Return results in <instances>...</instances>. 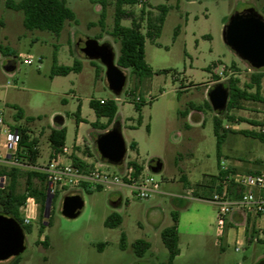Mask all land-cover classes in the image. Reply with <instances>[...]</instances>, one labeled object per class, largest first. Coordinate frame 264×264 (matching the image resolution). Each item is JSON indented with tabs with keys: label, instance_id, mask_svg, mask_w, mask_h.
<instances>
[{
	"label": "rangeland",
	"instance_id": "374dc122",
	"mask_svg": "<svg viewBox=\"0 0 264 264\" xmlns=\"http://www.w3.org/2000/svg\"><path fill=\"white\" fill-rule=\"evenodd\" d=\"M67 1L78 22L67 21L59 36L50 31L27 30L23 11L1 4L0 99L7 105L5 126L13 131L28 126L30 134L38 139V168L50 159L49 134L56 118L61 116L67 129L65 146L71 150L79 145L89 148L104 167L118 172L122 167L101 159L95 140L119 122L127 147L124 164L135 161L142 165L143 174H151L160 183L161 193L141 199L131 188L120 185L91 193L79 187H55L48 224L41 233L37 204L32 232H25L26 250L19 256V264H161L170 255L161 233L174 224L175 213L179 218L181 253L174 264H257L264 257V242L237 244L238 227L231 231L225 227L224 235L219 237V207L209 200L194 198V191L206 175L219 172L216 116L223 119V127L229 130L222 144L221 161L229 168L240 164L239 173L264 172V102L243 101L241 109L227 108L218 115L208 95L217 83L229 87L230 80L238 78L239 86L245 87L250 82L255 69L225 43L223 31L236 12L254 7L264 16V0H143L145 6L127 7L138 19L143 17L140 23L146 37V62L155 72H169L140 77L132 68H122L127 82L119 95L108 86L105 66L98 60H88L80 49L88 38L110 43L117 63L121 43L111 35L115 23L113 3L107 7L103 29L99 24L102 6L98 0ZM160 5L168 8L161 33L149 36L147 18L159 15ZM122 24L131 26L132 21L125 19ZM6 48L14 54L8 55ZM28 57L33 60L31 64L25 62ZM55 57L61 66L80 61L82 69L52 77ZM12 60L16 67L7 71ZM136 96L145 101L140 112L133 99ZM91 100L116 101L118 112L107 130L102 126L108 118L96 115ZM190 103L200 108L202 123L191 119L188 122L182 114ZM14 106L23 109L22 120L15 118ZM79 106L82 120L78 122ZM97 121L96 127L93 123ZM133 142L137 144L135 149L131 148ZM157 160L162 161V170L151 171L149 166ZM21 168L29 169L24 165ZM25 188L26 180L20 177L17 190L23 193ZM70 194H78L84 200L81 214L74 219L63 214L64 198ZM119 200L120 205L114 206L112 202ZM113 213L121 216V224L106 226L105 221ZM122 233L126 234L125 250L120 246ZM138 239L151 243L143 257L134 249ZM101 243L103 251L98 248Z\"/></svg>",
	"mask_w": 264,
	"mask_h": 264
},
{
	"label": "trees",
	"instance_id": "16d2710c",
	"mask_svg": "<svg viewBox=\"0 0 264 264\" xmlns=\"http://www.w3.org/2000/svg\"><path fill=\"white\" fill-rule=\"evenodd\" d=\"M102 6L101 19L99 24L104 29L106 10L111 3L114 5V16L115 23L111 35L121 43L120 55L118 57L117 63L121 68H132L133 72L140 77H150L155 73H168V70L157 71L146 62L145 54V43L146 37L141 30L140 21L135 12L127 9V7L144 5L143 0H98ZM4 4L6 8L23 11L24 19L23 24L27 30H41L50 31L55 35L59 36L63 31L67 21H73L77 23V17L72 8L68 5L67 0H0L1 4ZM160 14L153 17L149 16L147 18L148 30L147 35H159L161 33L162 26L164 24L166 15L168 13V8L165 5H160ZM144 8L142 9V14H144ZM125 19H131V26H125L122 21ZM0 24L3 25V21L0 18ZM0 49L3 50L2 46ZM8 55H13L14 51L6 48L4 51ZM11 64L15 65L12 60ZM16 66V65H15ZM233 67H236L234 64ZM82 65L80 61H75L71 66H61L57 64V59L55 57V62L52 67V77L54 76H67L72 72H80ZM99 75V74H98ZM219 78L216 79L218 81ZM264 80V69L255 70L251 75L250 82L245 85V87L239 86V79H231L229 83L230 98L228 102V109L242 108L243 101H255L264 102V97L262 95V83ZM254 89V91H252ZM134 99V98H133ZM135 101V100H134ZM136 102V101H135ZM145 101L142 99L140 102H136V110L141 111L142 106ZM91 108L95 111L98 117L108 118V123L103 125L102 128L107 130L109 126L114 122L115 116L118 112V105L115 100H104V103L98 100L90 101ZM16 109L15 118L17 120H22L25 117L23 109L18 106H14ZM200 108L194 103H190L188 110L184 111L182 114L187 116L190 110ZM81 107L79 106L77 110V121H81ZM234 120V117H229ZM34 118H28V120H33ZM142 118L139 117V123H141ZM242 121H244L242 119ZM252 124H256V121H250ZM94 126H98V121L93 123ZM57 128H52L49 134V142L51 145V154L61 152L63 147H65V141L67 136V129L64 126V120L61 116L56 118ZM18 129L21 134V141L18 147V159L25 165L37 166V161L40 157V149L38 147V139L30 134V129L28 126H22ZM229 131L223 127V119L219 116L214 118V132L217 137V153L219 158V172L216 175H206L205 179L198 184V188L194 191V196L196 198L209 200L212 199V194L214 190H222V182L226 179L227 175L238 173L237 169L232 167L228 170H223L221 166L222 154V144L224 142L226 132ZM247 135H255L250 131H242ZM264 138V137H263ZM137 144L133 142L131 148L135 149ZM75 163H81L80 159L76 156L73 157ZM129 165H133L136 169L141 172L143 171L142 165L135 161H129ZM6 174L8 176V183L3 188L0 189V214L13 218L19 222L24 228L26 233L32 232V223L26 224L21 212V207L26 203L29 197H34L36 202L39 204V219L41 224V233L43 232L45 225V207L48 198L49 185L45 181V176L43 173L36 169H28L24 171L21 167H0V175ZM20 177H24L26 180V188L23 193H19L18 182ZM185 182L188 180L185 176L182 177ZM39 181V184L35 181ZM189 184V183H188ZM102 187H98L96 190H101ZM230 189L232 191V198L238 199L240 197L239 190L231 184ZM89 193L93 192L87 190ZM54 202V197L52 198V204ZM174 224L168 228H165L162 233V240L165 246L169 250V259L167 262L161 264H174V260L180 255L181 250L179 248V232H178V213L173 216ZM122 222L121 216L119 214L113 213L105 221V225L109 227H115L120 225ZM258 242H264L259 241ZM47 244V238L44 240ZM121 248L126 249V234L121 235ZM100 251H103L104 244L98 245ZM151 248V243L143 239H138L134 243V249L139 257H143L145 253ZM20 257L14 260L10 264H19Z\"/></svg>",
	"mask_w": 264,
	"mask_h": 264
},
{
	"label": "built area",
	"instance_id": "2783aa9c",
	"mask_svg": "<svg viewBox=\"0 0 264 264\" xmlns=\"http://www.w3.org/2000/svg\"><path fill=\"white\" fill-rule=\"evenodd\" d=\"M25 62L31 64L33 60L28 57ZM134 100L140 102L142 98L136 96ZM101 102L104 103V100ZM6 106V103L0 99V167L10 168L24 165L29 169H35L36 167L25 165L18 159L17 152L21 134L18 129L13 131L11 127L5 126ZM74 156L79 158L81 163H75ZM221 166L225 171L229 169L223 160ZM119 167H122V170L112 172L101 164L98 155H93L87 148L82 147L79 150L75 147L71 150L65 146L61 152L53 154L46 164L36 169L45 176V181L53 195L55 187L59 189L79 187L93 191L98 187L104 188L110 185L129 187L141 199L161 193L160 183L151 174H143L142 171L139 172L135 166L129 164L123 163ZM7 183L8 176L0 175V189H3ZM231 184L239 190L238 199L232 198ZM211 202L219 207L217 221L219 237L224 235L227 219L236 209H241L247 219L250 215L264 216V172L227 175L222 182V190H214ZM37 204L34 197H29L21 207L26 224L32 223L36 218ZM260 238L264 239L263 233L257 237V240ZM236 249L238 250V247Z\"/></svg>",
	"mask_w": 264,
	"mask_h": 264
},
{
	"label": "water",
	"instance_id": "95a60500",
	"mask_svg": "<svg viewBox=\"0 0 264 264\" xmlns=\"http://www.w3.org/2000/svg\"><path fill=\"white\" fill-rule=\"evenodd\" d=\"M225 43L253 69H264V16L254 7L234 13L223 31ZM81 52L88 60H98L106 68V80L110 90L119 95L127 82L125 71L116 63V54L110 43H99L97 39L88 38L81 46ZM15 65L9 63L7 71H13ZM209 100L218 115L228 108L230 89L223 83H217L210 89ZM97 151L103 161L120 166L125 162L127 147L122 135L121 125L115 122L110 130L98 135L95 140ZM163 168L161 160L149 166L154 172ZM50 188L45 207V225L50 217L52 198ZM114 206L121 201L112 202ZM84 207V200L78 194H70L64 198L63 214L71 219L77 218ZM26 250V233L22 225L15 219L0 214V264H10ZM257 264H264L261 259Z\"/></svg>",
	"mask_w": 264,
	"mask_h": 264
},
{
	"label": "crops",
	"instance_id": "0c3cea01",
	"mask_svg": "<svg viewBox=\"0 0 264 264\" xmlns=\"http://www.w3.org/2000/svg\"><path fill=\"white\" fill-rule=\"evenodd\" d=\"M16 114V113H15ZM198 114V115H196ZM203 114L198 109L190 110L189 114L186 116L189 120H193L198 123L203 122ZM190 125V123H188ZM54 128H57L55 125ZM79 150L82 149V147L76 146ZM89 151H91L89 148H87ZM51 154V153H50ZM84 154V152H83ZM236 167L238 173H239V167L240 164L233 165ZM206 177V176H205ZM205 179V178H203ZM189 181V180H188ZM196 198V197H194ZM226 227L231 231V229H234V227H238L237 229V243L241 245L243 242L251 243V242H258L264 241V239L260 238L257 240V237L261 235V233L264 234V216H253L250 215L249 219H247L241 209H236L234 213L227 219ZM264 259V257H263Z\"/></svg>",
	"mask_w": 264,
	"mask_h": 264
}]
</instances>
